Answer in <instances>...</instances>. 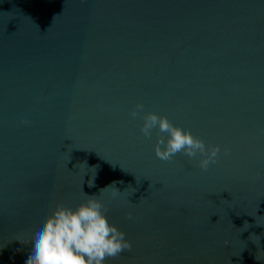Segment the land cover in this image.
<instances>
[{
	"label": "water",
	"instance_id": "95a60500",
	"mask_svg": "<svg viewBox=\"0 0 264 264\" xmlns=\"http://www.w3.org/2000/svg\"><path fill=\"white\" fill-rule=\"evenodd\" d=\"M137 101L217 161L159 160ZM84 193L131 242L105 264H264V0H0V264Z\"/></svg>",
	"mask_w": 264,
	"mask_h": 264
},
{
	"label": "clouds",
	"instance_id": "9594fccd",
	"mask_svg": "<svg viewBox=\"0 0 264 264\" xmlns=\"http://www.w3.org/2000/svg\"><path fill=\"white\" fill-rule=\"evenodd\" d=\"M138 115L142 118L139 131L145 138H150L153 130L157 132L154 152L159 160L171 161L182 153L190 161L195 159L202 171L217 161L220 145L206 144L191 130L174 124L166 115L144 111L141 101H137L129 113L132 119ZM227 151L225 148V154ZM83 164L84 177L86 172L89 173L87 169L93 166ZM95 175L87 182L89 188L94 187ZM115 184L105 186L99 193L111 186L113 197L118 196L123 191L117 190ZM130 249L131 242L109 219L108 209L99 195L85 194V199L78 204H58L49 215L33 224L25 264H105L106 258Z\"/></svg>",
	"mask_w": 264,
	"mask_h": 264
}]
</instances>
